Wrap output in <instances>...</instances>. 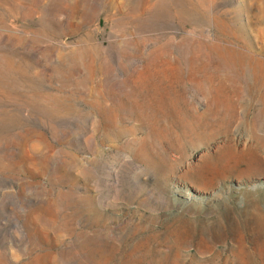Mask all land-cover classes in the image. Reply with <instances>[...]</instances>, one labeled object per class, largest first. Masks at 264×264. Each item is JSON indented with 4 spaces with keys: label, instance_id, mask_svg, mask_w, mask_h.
Masks as SVG:
<instances>
[{
    "label": "rangeland",
    "instance_id": "rangeland-1",
    "mask_svg": "<svg viewBox=\"0 0 264 264\" xmlns=\"http://www.w3.org/2000/svg\"><path fill=\"white\" fill-rule=\"evenodd\" d=\"M0 264H264V0H0Z\"/></svg>",
    "mask_w": 264,
    "mask_h": 264
}]
</instances>
